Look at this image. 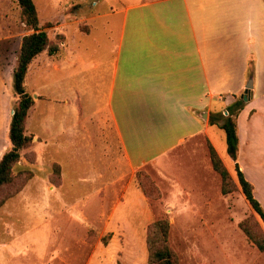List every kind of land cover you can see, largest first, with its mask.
<instances>
[{
    "label": "crops",
    "instance_id": "crops-1",
    "mask_svg": "<svg viewBox=\"0 0 264 264\" xmlns=\"http://www.w3.org/2000/svg\"><path fill=\"white\" fill-rule=\"evenodd\" d=\"M32 1L58 50L40 52L28 66L32 142L22 152L56 163L57 181L48 174L29 189L42 196L40 211L33 199L0 210V264H109L121 243L144 242L152 217L125 164L131 171L153 165L173 195L186 189L205 209L216 194L207 143L220 157L211 129L222 130L209 117L226 116L237 99L236 164L264 211V0ZM99 27L114 29L107 55L87 38ZM16 56L5 60L4 86L11 87ZM41 92L46 106L32 113ZM7 107L0 106V157L10 147ZM218 193L222 202L230 196ZM38 219L41 230L30 236ZM89 231L108 233V247H118L99 254L81 241Z\"/></svg>",
    "mask_w": 264,
    "mask_h": 264
},
{
    "label": "rangeland",
    "instance_id": "rangeland-1",
    "mask_svg": "<svg viewBox=\"0 0 264 264\" xmlns=\"http://www.w3.org/2000/svg\"><path fill=\"white\" fill-rule=\"evenodd\" d=\"M107 1L112 2L113 0ZM0 10L2 11L0 17V51H3V54L0 56V81L3 86L0 92V106L4 103L8 104L7 110L3 114L4 119H8L17 97L13 92L12 84L11 87L4 86L9 71L5 65V60H8L17 53L18 38L28 29L22 23L20 8L16 0H0ZM114 37V29L105 33V29L99 27L87 38L91 40L92 44L98 45L96 53L99 52L107 55L109 53L107 47L112 44ZM30 83L33 84L32 75L29 76L28 82L25 81L26 90L30 89ZM41 94L43 92L40 95L34 94V98L39 101L32 106L30 112L33 113V110H36L41 105L46 106V104L41 103ZM31 127L30 125L28 128L29 133ZM212 130L215 132V135L212 136L213 145L219 152L226 169L231 172L232 163L225 152L223 130L218 128H213ZM23 153L29 156L30 163L28 167L36 176L32 180V183L31 180H28V184L30 185L27 186V189L22 194L17 195V193L15 196L9 198L0 210H3L7 206L9 209L14 210L20 201L24 203L28 199H33L34 205H38L37 208L40 211L42 196L40 194H30L29 189H32V186H34L33 182L41 185L42 181H47L46 177L48 174L50 182H56V163L45 162V160L41 159L39 162H36L33 150L31 149H27ZM17 170L15 168V171ZM137 172H139L138 177L142 181L147 193L145 197L152 217L150 223L159 218H166L168 221L167 243L176 256L177 264H252L264 256L247 238L239 226V223L244 221L245 226L254 235H258V233L264 235V223L254 215L239 189L233 187L228 199L224 202L221 201L219 193L217 194V191L221 192V179L215 171L213 173L215 180L214 183L211 182L210 189H214L216 194L211 192L210 204L206 205L205 209L198 196H196L195 204L190 202L194 196H192L190 191L187 193L186 189L181 190L182 193H178L179 195L177 196L173 195L169 180L164 179L153 165L147 164L140 169L131 171V169H127L125 164L126 180L130 178L133 180V183L138 185L136 180ZM231 182V185H233V178ZM224 196L227 198L228 195ZM39 221L37 229H33L29 234L30 236H36L40 232L41 219ZM81 236V241H87L86 243L91 246V249L97 248L99 254L101 252H106L107 254L109 250L118 247V243H113V245L108 247V233H98L97 237L93 231H89L87 236L86 234ZM93 237L95 238L93 239ZM81 243L82 245L80 246L84 254V251H87L84 247L86 245L83 242ZM121 246L122 249L113 250L109 264H148L146 240L140 243H121ZM82 262V264H85V259ZM30 263L37 264V261L32 260Z\"/></svg>",
    "mask_w": 264,
    "mask_h": 264
},
{
    "label": "trees",
    "instance_id": "trees-1",
    "mask_svg": "<svg viewBox=\"0 0 264 264\" xmlns=\"http://www.w3.org/2000/svg\"><path fill=\"white\" fill-rule=\"evenodd\" d=\"M16 3L20 8L22 22L29 32L20 38L16 63L12 69V89L17 100L8 124L7 137L10 147L0 157V206L9 198L15 196L32 176V171L28 167L30 163L29 156L22 152L32 142L31 136L25 134L26 114L33 104V99L25 90L24 84L28 66L40 52L46 51L48 54H54L58 50L57 45L49 39L45 30L50 25L48 23L39 24L37 10L33 1L16 0ZM241 105L242 100L237 99L227 106L226 116L220 113L209 117L210 123L216 124L224 132L226 153L232 163L231 173L226 169L213 147L207 143L208 155L212 169L220 176L221 193L228 195L231 194L233 187L239 189L254 215L264 223V211L253 196L252 185L245 180L236 164L237 134L235 117ZM15 168L18 170L15 171ZM138 173H136V180L145 196L147 193L138 177ZM230 178H233V185H231ZM239 226L257 249L264 253V235L262 233L254 235L245 226L244 221L240 222ZM167 232L168 221L166 218L156 219L148 225L145 237L148 264H177L176 256L167 243Z\"/></svg>",
    "mask_w": 264,
    "mask_h": 264
},
{
    "label": "water",
    "instance_id": "water-1",
    "mask_svg": "<svg viewBox=\"0 0 264 264\" xmlns=\"http://www.w3.org/2000/svg\"><path fill=\"white\" fill-rule=\"evenodd\" d=\"M251 89V82L250 80L247 82V84L245 85V89L243 90V94L241 95L242 99L244 101L247 100V97H248V91ZM13 111H11L12 113Z\"/></svg>",
    "mask_w": 264,
    "mask_h": 264
},
{
    "label": "built area",
    "instance_id": "built-area-1",
    "mask_svg": "<svg viewBox=\"0 0 264 264\" xmlns=\"http://www.w3.org/2000/svg\"><path fill=\"white\" fill-rule=\"evenodd\" d=\"M225 114H226V112H225Z\"/></svg>",
    "mask_w": 264,
    "mask_h": 264
}]
</instances>
